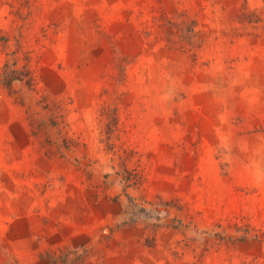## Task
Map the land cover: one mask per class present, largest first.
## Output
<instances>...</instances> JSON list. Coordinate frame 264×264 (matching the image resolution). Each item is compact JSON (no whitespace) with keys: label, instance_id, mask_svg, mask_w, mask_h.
Masks as SVG:
<instances>
[{"label":"rangeland","instance_id":"rangeland-1","mask_svg":"<svg viewBox=\"0 0 264 264\" xmlns=\"http://www.w3.org/2000/svg\"><path fill=\"white\" fill-rule=\"evenodd\" d=\"M0 264H264V0H0Z\"/></svg>","mask_w":264,"mask_h":264}]
</instances>
